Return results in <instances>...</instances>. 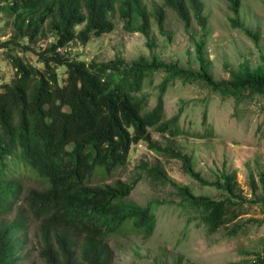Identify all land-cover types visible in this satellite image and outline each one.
Returning a JSON list of instances; mask_svg holds the SVG:
<instances>
[{
    "label": "trees",
    "instance_id": "16d2710c",
    "mask_svg": "<svg viewBox=\"0 0 264 264\" xmlns=\"http://www.w3.org/2000/svg\"><path fill=\"white\" fill-rule=\"evenodd\" d=\"M4 1L0 12L13 19L14 32L1 48L6 49L14 78L3 82L0 90V264H18L30 219L40 224L39 254L47 264H112L110 236L129 229L153 235L158 221L152 205L127 200L140 177L112 180L127 167L133 145L140 142L181 160L200 185L221 191L218 199L196 196L176 185L161 166L142 165L154 180L172 183L182 199L179 205L195 210L210 232L241 219L246 204L264 211V171L259 177L262 196L254 189L255 197L247 200L238 193L232 173L223 170L216 180L206 179L189 154L161 146L150 130L182 134L183 111L169 117L164 99L169 83L177 78L202 81L223 98H233L236 108L246 99L264 101V64L231 83L214 80L205 54L208 18L203 0H162L156 17L162 34L166 7L179 15L188 31L197 21L203 34L197 39L200 64L195 71L156 61L129 65L121 58L88 63L62 52L72 42L85 44L113 31L110 15L116 10L126 30L149 39L152 14L144 0ZM227 1L232 26L258 46L259 33L245 27L240 17L243 0ZM48 34L52 42L38 49L35 44ZM19 51L34 53L40 65ZM157 72H163L164 79L150 106L147 80ZM248 224L237 222L229 233L246 231ZM247 263L264 264V244Z\"/></svg>",
    "mask_w": 264,
    "mask_h": 264
},
{
    "label": "rangeland",
    "instance_id": "374dc122",
    "mask_svg": "<svg viewBox=\"0 0 264 264\" xmlns=\"http://www.w3.org/2000/svg\"><path fill=\"white\" fill-rule=\"evenodd\" d=\"M208 18L205 54L214 80L231 83L246 70L264 64V0H243L240 17L245 27L259 33V45L233 27L227 0H203ZM152 14L150 38L141 32L125 29L119 11L111 13L113 31L94 37L89 42H72L62 49L80 60L107 62L117 58L129 65L153 61L174 64L189 70H198L197 39L203 30L194 19L188 31L185 23L171 8L166 7L165 31L162 34L157 15L163 8L162 0H144ZM0 0V7L5 5ZM13 19L0 12V90L3 82H11L14 69L1 48L13 35ZM139 23V22H138ZM82 26L79 27L81 29ZM53 40L51 34L41 37L35 46L43 50ZM19 54L35 65H40L32 52ZM163 72L147 80L152 94L150 106L159 95ZM169 117L182 112V134L172 136L151 128L155 141L163 147L189 154L194 167L208 180H216L226 170L237 181V191L247 200L262 196L260 173L264 171V101L246 99L236 108L233 98H223L202 81H171L164 95ZM159 165L176 185L187 187L194 195L221 198L222 193L213 186H202L183 168V162L164 153L149 149L145 142L133 145L127 167L118 170L112 180L140 181L127 200L146 206L152 205L157 216L153 235L125 230L107 240L113 254L112 264H248L254 253L264 244V211L259 205L246 204L245 215L237 222H248V229L237 235L229 231L237 222L210 232L195 210L186 211L179 205L181 196L170 182L154 180L142 170ZM28 187L34 186L32 183ZM15 214V213H14ZM13 214V215H14ZM9 216V218L13 217ZM1 222V221H0ZM40 224L30 219L28 242L18 264H47L40 256ZM77 244L82 240L73 236Z\"/></svg>",
    "mask_w": 264,
    "mask_h": 264
}]
</instances>
